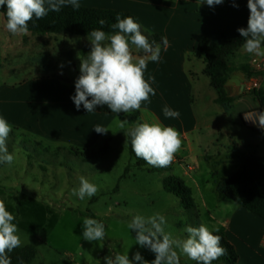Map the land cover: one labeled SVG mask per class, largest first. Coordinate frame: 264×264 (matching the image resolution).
<instances>
[{"label": "crops", "instance_id": "crops-1", "mask_svg": "<svg viewBox=\"0 0 264 264\" xmlns=\"http://www.w3.org/2000/svg\"><path fill=\"white\" fill-rule=\"evenodd\" d=\"M78 2L82 7L120 11L134 16L149 42L155 41L161 45L160 61H148L145 70V79L155 89L156 95H150L149 101L143 102L140 110L131 113H140L139 122L173 127L180 133L181 152L189 153L190 156L194 154L195 146L202 148V136L223 133L225 141L214 145L216 151L213 157L217 170L226 172L221 181L239 170L243 158L251 154L264 157V129L257 123L245 122V115L264 112L254 94L248 91L249 84L254 81H258L259 90L264 91V71L256 72L251 66L255 59L264 64V57H256L242 49L232 59V72L225 86L227 96L236 99L230 110L217 103L218 94L211 86L210 79L204 75L205 67L200 73L193 68L198 61L205 66L196 52L204 39H208L212 45H220L227 39L240 36L237 29L247 28V0H223L215 6H208L206 2L200 4L199 0ZM62 35L24 36L21 43L31 44L30 52L43 64L34 69L33 76L22 83L0 87V117L7 120L13 132L45 145V151L57 152L63 149L65 151L60 154H65L73 148L99 153L109 142V153L111 144L116 140L110 130L118 125L120 117L117 114L102 113L98 106L91 113H87L83 105L76 108L71 97L75 95V81L80 75L81 59L90 53L91 45H78L77 38L72 40ZM162 37H167L169 41L167 50L163 47ZM261 46L264 48V43ZM132 52L137 57L144 55L142 50L134 46ZM245 69L263 76L250 77ZM152 77L155 78L154 82ZM202 77L209 79L208 86L216 92L205 104L204 111L197 103L198 98H205L204 90L200 91V95L195 94L196 83L203 80ZM165 106L178 111L180 116L165 117ZM127 124L128 130L131 129L130 123ZM96 125L110 130L98 134L94 129ZM124 144L127 145V142ZM177 162V159H173L171 164ZM217 199L218 211L211 219L215 228L221 226L218 232L224 234L226 241L235 249L238 258L231 264H264V249L261 245L264 220L239 205L235 206L229 202L231 200L221 198L219 194ZM221 216L225 218L221 219ZM254 231L260 234V250L243 241L251 238L250 233ZM239 243L244 247H240ZM226 262L220 258L213 261V264H229Z\"/></svg>", "mask_w": 264, "mask_h": 264}, {"label": "rangeland", "instance_id": "rangeland-1", "mask_svg": "<svg viewBox=\"0 0 264 264\" xmlns=\"http://www.w3.org/2000/svg\"><path fill=\"white\" fill-rule=\"evenodd\" d=\"M5 23L0 12V87L22 83L43 64L30 52L31 44L21 43L25 35H12ZM62 34L72 40L77 38L78 45H91L88 36ZM204 67L201 61L193 65L198 73ZM202 78L196 83L195 94L200 95L204 90L205 98L197 101L204 111L205 104L216 92L208 86L209 79ZM110 131L116 140L109 153L95 161L46 152L35 145L33 138L25 139L13 130L9 134L6 143L15 159L11 165L0 164V199L16 217L13 223L18 227L20 247L37 249L38 256L33 264H106L104 258H114L116 253L127 254L132 264H141L133 259L136 252L151 264L155 254L135 243V234L127 227L138 214L163 215L167 222L165 230L177 239L186 238L184 229L187 226L205 224L210 230L216 229L211 219L218 211L216 188L226 172L217 170L213 157L214 145L225 141L223 133L205 134L201 137L202 148L195 146L192 156L179 150L174 157L177 163L170 164L162 172L151 173L135 167L136 162L124 144L128 141V124L124 128L116 125ZM81 176L99 188L95 196L85 201L72 194ZM168 178H177L192 190L193 206L165 190ZM86 217L105 225L103 241L89 242L83 238ZM213 234L222 233L213 231ZM250 237L243 241L260 250V234L254 231ZM238 245L244 247L242 243ZM221 258L231 264L233 256L227 251ZM180 264L196 262L180 255Z\"/></svg>", "mask_w": 264, "mask_h": 264}, {"label": "clouds", "instance_id": "clouds-1", "mask_svg": "<svg viewBox=\"0 0 264 264\" xmlns=\"http://www.w3.org/2000/svg\"><path fill=\"white\" fill-rule=\"evenodd\" d=\"M200 4L208 6L219 5L223 0H199ZM47 4V7L45 6ZM6 5L5 28L12 35L28 34L29 22L43 19L49 11L59 12L62 7L71 6L79 10L78 0H0V7ZM249 18L247 28L237 31L244 38L243 49L256 57H264V0H247ZM116 23L111 25L114 33H106L101 29H93L88 33L91 51L85 59H81L80 75L75 81V95L71 97L77 109L83 105L87 113L95 111L97 106H107L111 112L131 114L141 109L150 95L155 96V89L145 79L148 61L159 62L161 45L149 42L148 36L142 34L141 26L133 17L116 16ZM101 26L106 21H98ZM163 47L167 50V37L161 38ZM133 46L142 50L143 56H134ZM154 82V77L151 78ZM165 117L178 118L180 113L165 106ZM246 120L264 129V112H259L252 118L245 115ZM128 120L118 119L120 128H124ZM98 134H105L109 128L94 126ZM12 126L0 117V164L11 165L15 159L9 153L7 139ZM131 137L132 150L135 156L143 159L153 167H168L175 154L182 146L180 133L173 127H165L160 123H137L128 130ZM99 188L84 176L79 178L78 188H73L72 194L81 201L96 195ZM16 217L7 210L5 202L0 199V264H11L7 253L21 246L18 227L13 221ZM166 218L155 213L150 216L136 215L127 227L135 232V243L149 249L155 254L151 264H180V255H184L196 264H213L227 254L221 246L222 237L213 234L219 229L210 230L205 224L187 226L184 231L186 238L177 239L171 232L165 230ZM106 236L105 225L93 218L83 219V238L89 242L103 241ZM179 250V254L178 251ZM106 264H132L127 254L116 253L104 258ZM133 259L141 264H149L140 252Z\"/></svg>", "mask_w": 264, "mask_h": 264}, {"label": "trees", "instance_id": "trees-1", "mask_svg": "<svg viewBox=\"0 0 264 264\" xmlns=\"http://www.w3.org/2000/svg\"><path fill=\"white\" fill-rule=\"evenodd\" d=\"M47 7V4L45 5ZM7 6L0 7V12L6 20ZM121 18L131 16L138 23L137 19L125 12L99 10L80 6L79 10H73L71 6L62 7L59 12L49 11L43 19L29 22V32L35 34H61L69 33L78 36H88V33L93 29H101L106 33H114L118 31L112 29L111 25L116 23V16ZM105 20V25L101 26L99 20ZM157 39V37H154ZM244 38L238 36L236 38L227 39L220 45H212L208 39H204L197 47L196 52L198 56L203 59L205 63L204 75L211 81V86L218 94L217 103L221 104L226 110H230L235 103V98H230L225 92V86L230 78L232 68L230 63L233 58L243 49L242 45ZM245 72L251 76L263 75L245 69ZM259 101L262 110L264 111V91L252 92ZM102 113L111 112L107 106H98ZM120 119L128 120L131 127H134L139 122L140 113L117 114ZM22 137H27L21 134ZM35 145L43 149L41 142L35 141ZM109 142H107L99 153L90 152L88 150L70 149L65 154L76 156L83 161L98 160L100 157L106 155L109 150ZM127 146L130 155L135 160V167L138 170H149L151 173L162 172L166 167H153L148 165L143 159L135 156L131 146V137L128 136ZM49 151V150H47ZM46 151V152H47ZM60 149L57 154L64 152ZM55 154V153H54ZM128 171V169H127ZM165 190L183 201H187L189 206H193L192 190L185 187V185L177 178H168L165 181ZM217 193L221 198H226L237 205L243 207L248 212L256 215L264 220V157L251 154L241 161L239 170L230 175L225 180L217 185ZM135 234V232H133ZM136 235V234H135ZM222 237L221 246L229 251L233 259L232 263L237 261L235 249L226 241L224 234H215ZM11 258V264H33L38 256V251L32 246L18 247L12 252L7 253Z\"/></svg>", "mask_w": 264, "mask_h": 264}, {"label": "built area", "instance_id": "built-area-1", "mask_svg": "<svg viewBox=\"0 0 264 264\" xmlns=\"http://www.w3.org/2000/svg\"><path fill=\"white\" fill-rule=\"evenodd\" d=\"M251 66L253 68L254 71L256 72H263L264 71V64H263V61L261 60H253L251 62ZM260 89V84L258 81H254V82H251L248 86V91L249 92H254V91H257ZM257 113H249L247 114L246 116L249 117V118H252L253 116H255ZM245 122L248 123V124H252L253 122L251 120H246L245 119ZM261 245H262V248L264 249V235L261 239Z\"/></svg>", "mask_w": 264, "mask_h": 264}, {"label": "water", "instance_id": "water-1", "mask_svg": "<svg viewBox=\"0 0 264 264\" xmlns=\"http://www.w3.org/2000/svg\"><path fill=\"white\" fill-rule=\"evenodd\" d=\"M262 112V111H261ZM257 124H258V122H257Z\"/></svg>", "mask_w": 264, "mask_h": 264}]
</instances>
